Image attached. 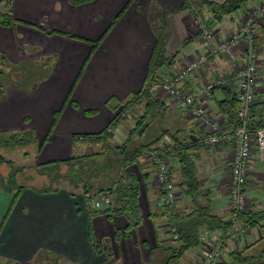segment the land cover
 <instances>
[{
  "label": "crops",
  "instance_id": "obj_1",
  "mask_svg": "<svg viewBox=\"0 0 264 264\" xmlns=\"http://www.w3.org/2000/svg\"><path fill=\"white\" fill-rule=\"evenodd\" d=\"M129 1L92 0L76 5L71 0H11V11L20 21L12 25L0 24V72H10L13 65L17 66L18 73L20 67L30 61L39 66L45 63L44 74L46 68L53 67L36 91L3 83L0 77V128L18 131L25 127L24 119L29 116L37 144H43L38 152L35 148L30 153L36 164L90 153H82V148L102 143L84 138L83 134L100 132L112 121L117 109L106 104L110 97L124 101L142 88L157 38L149 14L152 6L157 4L159 9L169 10L184 3V0ZM260 1L263 0H251L245 7L226 13L217 21H212L213 15L207 7H203L200 16L187 9L169 13L167 51L176 56L171 65L162 68L163 81L198 53L205 52L207 41L201 22L209 23L215 31L213 41L224 39L239 27L249 6ZM6 2L0 0V10H7ZM100 38L99 45L93 48L92 41ZM245 47L244 42L240 43L235 59L225 55L211 56L207 65L182 82L185 91L199 95L204 83L214 76L227 79V83L216 87L213 96L204 102L210 115L221 118L225 137L220 144L207 146L191 142L204 135L205 128L198 118L186 115L176 100L162 90L161 84L155 88V95L163 104L147 113L146 121L150 126L144 132V136H150L144 143L160 138L154 146L170 141L196 154L194 160L202 193L198 200L201 204H209L214 214L226 220L234 155V119L222 109V104L226 91L232 90L235 70L244 63ZM259 67L257 99L252 109L257 115L260 113L257 117L264 118V102L261 103L264 100V52L260 53ZM70 92L69 101L66 96ZM112 103L115 105V101ZM90 110L95 112L88 113ZM149 116H154V120ZM178 152L175 148L164 154L177 186L175 207L189 211L193 204L179 184L181 153ZM140 160L143 162L131 164L129 168L139 181L142 222L131 236L119 240L114 234L116 229L126 228L127 216L114 214L110 218L107 213L90 214L87 198L79 187L73 189L67 185L57 190L40 191L42 185L37 184L11 191L0 186V264H50L39 258L38 255L44 253L55 258L53 264H162L165 253L155 249L168 240L172 243L162 216L164 193L155 165L151 160ZM72 190L76 195L70 193ZM246 192L247 210H263L264 160L259 158L255 148ZM218 232L205 231L201 243L185 251L186 259L182 263L197 264L208 241ZM263 233L256 225L240 238L228 241L217 264H236L233 254L242 249L258 255L264 244ZM109 246L111 256L106 261L105 249ZM255 264H264V258L257 257Z\"/></svg>",
  "mask_w": 264,
  "mask_h": 264
},
{
  "label": "trees",
  "instance_id": "obj_2",
  "mask_svg": "<svg viewBox=\"0 0 264 264\" xmlns=\"http://www.w3.org/2000/svg\"><path fill=\"white\" fill-rule=\"evenodd\" d=\"M71 1L77 5L92 0ZM249 1L251 0H224L223 2H214L211 0H184V3L180 7H174L169 10L159 9L157 4H154L149 14L157 38L148 62V74L142 88L130 96L128 102H144L147 113L151 108L163 104V102L156 97L155 88L163 82L160 73L162 68L171 65L176 56V53L171 56L167 51L169 38L167 15L169 13L177 9H187L192 14L200 16L203 7H207L213 15L212 21H217L220 20L224 14L245 7ZM130 2L131 0L128 3ZM6 3L8 6L7 10H0V24L12 25L19 22L20 20H18L11 11V0H7ZM127 5L128 4H126L120 13L124 11ZM258 26L260 27V32L256 36V43L260 50V46H264V21L262 20L259 22ZM101 38L97 41H92L93 48L99 45ZM26 64L29 66L31 72L41 74L42 79H46L53 69V67L46 68L44 74L42 69L43 67H46L45 63H41L39 66V64L34 65L30 61L29 63H24L17 73V66L11 65L10 72L7 73L4 70L0 72V77L4 81L3 83H12L15 85L16 83H19L18 80L20 79L21 81L19 85L25 87L23 85V78L28 77L29 75L26 74ZM31 85L32 86L26 87L33 90L35 85ZM226 93L222 109H224L232 119H235L240 103L236 94L232 90L228 89ZM113 101H115V105H113ZM263 102L264 100L261 101V103ZM119 103L120 100L113 96L106 101V104L114 110L117 109ZM94 112V110L88 111V113ZM147 113L142 114L145 116L143 121L147 118ZM259 114L260 113L257 115L253 109L251 110L252 120L250 122V127L252 129L260 126L264 121L263 117H257ZM58 115L59 112H56L55 120L58 118ZM118 121L119 115L117 114L108 126H115L118 124ZM107 127L97 133L83 134V137L99 140L104 144L105 141L109 139L108 136L110 134L107 131ZM142 128L143 130L141 131L144 132L145 127ZM202 136L203 135H201L200 138ZM199 139L195 140V142H191L195 145L197 144V141L200 142ZM47 140L48 136L45 138V141ZM129 140L130 138H128L123 145L117 146L118 153L114 154L113 157H106L103 150H97L86 154H80L78 156H72L68 159H55L41 164L34 163L31 168L24 166L16 167L12 160L3 155L4 153L2 150L14 151L17 148H23L26 154H30L28 148L32 146V148H34V150L36 148V151L38 152L43 144L41 146L37 144L36 132L32 128H24L18 131H7L0 128V163L4 162L7 165V167H4L7 171L5 174L6 178L0 186L3 185L2 187H5L6 190L19 191L26 186L36 187L37 184H41L42 188L40 191L57 190L60 186L53 185L52 181L63 178L68 180V187L71 186L73 189L82 185V192L84 194L89 192L97 194L103 190H110L114 196V203L108 206L95 208L93 207L91 198H87L89 212L90 214L107 213L110 218H112L114 214H125L128 218V225L124 230L119 228L116 229L114 235L116 240H119L124 236H131L134 228L142 222L143 217L138 203V196L140 193L139 181L129 166L132 163L138 162L139 155L146 154L153 148L157 149V152L162 149L158 146H154L160 141V138H156L152 142L145 144L144 152L139 148L141 144L135 148H128ZM183 146L184 145L176 146L177 150H179L178 153H181L179 154L181 173V181L179 184L184 193L191 198L193 208L189 211H184L176 209L177 207H175V205H165L163 207L162 215L166 216L174 225L176 229L175 233L178 237L171 245L166 247L160 245L155 249L156 251H162V253H166V251L168 253L163 256L162 264H170L171 259L174 257H181L186 250L199 245L205 231H224L230 226L228 220L212 212L209 204H201L199 202L198 199L202 193L200 191L201 181L197 175V168L194 160V155L196 154L184 150ZM104 159L105 161H103ZM152 164L154 163L152 162ZM63 165L67 167L65 172H61ZM70 193L76 195L74 190ZM238 219L240 223L250 225L251 227L259 225L264 232V209L259 211L242 210L238 213ZM262 235L261 239L264 240V233ZM93 242L94 246L97 247L95 241ZM105 253L107 261L111 256L110 246L105 249ZM257 257H260V259L264 258V244L258 255L247 251V249H242L233 254L236 264H255Z\"/></svg>",
  "mask_w": 264,
  "mask_h": 264
},
{
  "label": "built area",
  "instance_id": "obj_3",
  "mask_svg": "<svg viewBox=\"0 0 264 264\" xmlns=\"http://www.w3.org/2000/svg\"><path fill=\"white\" fill-rule=\"evenodd\" d=\"M246 15L247 18L242 20L239 27L230 36L218 41H213L215 35L211 25L201 22V30L207 41L205 52L198 53L195 58L186 62L176 73L161 83L162 90L176 100L186 115L196 117L202 123L206 132L201 138L199 137L200 139L196 138L207 146L218 145L225 137L221 130V118L210 115L204 102L213 96V90L216 87L226 84L227 79L220 75L214 76L204 83L199 95L185 91L182 82L192 72L207 65L211 56L225 55L235 59L240 43L244 42L246 45L244 63L235 70L234 83L232 84V90L237 96L240 107L233 123L232 148L234 155L230 173L228 204L230 226L224 236L217 240L212 250L202 254L199 264H216L222 253V241L227 237L239 236L245 232L247 226L244 228V225L238 223V213L245 208L248 199L246 183L253 149L255 148L260 159H264V121L254 129L250 127L251 110L257 99L260 80V50L255 41V21L257 18L264 17V2L251 7ZM159 148L162 149L161 152H157V149L153 148L147 154L150 155V160L156 167L159 181L163 185L164 203L173 205L177 201V186L172 175L171 165L164 153L172 152L175 145L166 141ZM86 198H91L95 208L114 203V196L110 190H103L97 194L89 192L86 193Z\"/></svg>",
  "mask_w": 264,
  "mask_h": 264
},
{
  "label": "rangeland",
  "instance_id": "obj_4",
  "mask_svg": "<svg viewBox=\"0 0 264 264\" xmlns=\"http://www.w3.org/2000/svg\"><path fill=\"white\" fill-rule=\"evenodd\" d=\"M262 2H264V0L260 1V2H256V3L252 4V5H250L248 10H250L251 7L257 6L260 3H262ZM245 18H247V15L244 17V19ZM262 20L264 21V17L257 18L256 21H255L256 36L260 32V27L257 26V25ZM233 32L234 31H232L231 33H233ZM213 33L215 35V31L214 30H213ZM230 34H229V36H230ZM255 41H256V37H255ZM263 48H264V46H260V53L264 52V51H262V50H264ZM26 69H27L26 74H29V75H28V77H24L25 79L23 78V85L25 86L24 88L31 90L30 88H27L26 86H32L31 84H34L35 88H33V90H31V91H36V89L39 87L40 83L42 81H44V79H42L41 74H39V73L35 74V72H31V70H29V66L27 64H26ZM259 73H261V71H259ZM20 81L21 80L19 79L18 82L20 83ZM19 83H16V85L20 86ZM9 84H11V83H9ZM66 97H68V100L70 101L71 98H72L71 97V92H70V95H68ZM66 104H64V105H66ZM137 104H139V103L138 102L137 103L128 102V98L126 100H124V101H120V103H119V105L117 107V112L115 114V116L117 114L119 115V121L117 122L118 124L115 125V126H108L107 127V131L110 133L109 136H108L109 139H107L104 144L103 143H94V144L91 143V144H89L87 147L82 148V153H84V152H94V151H97V150H103V152L106 154V157H113L114 154L118 153L117 146L118 145H123L124 142L127 141L128 138H130V140L128 141L129 144L127 143L128 144V148L129 147L130 148H135V147H138L141 144L139 148L142 149L141 151L144 152L145 151V146L144 145L147 144V143H144V142L148 141V139L150 138V136H144V132L150 126V122L147 123L146 119H145V121H143L145 116H143L142 114H146L147 113L146 112V106H145L144 102L142 104L140 103L138 106H136ZM76 106H78V105H76ZM61 108L58 109L57 112L60 113ZM63 108H64V106H63ZM154 110H156V109H154ZM149 118L154 120V116H151V117L149 116ZM24 121H25V127L24 128H32V129H34L30 125V117L29 116H26ZM157 123H159V120H157ZM142 127H145V131L144 132L141 131V130H143ZM24 128H22V129H24ZM22 129H20V130H22ZM172 129H174V128H172ZM173 144L175 145V147L177 146V143H173ZM162 145H163V143H161L160 146H162ZM28 149H29L30 153L34 151V148H32V146L30 148H28ZM2 151L4 153L3 155L6 158L12 160L14 162V166H16V167L24 166V167L31 168V166H33V164L35 163L34 162V155L33 154H26L25 150L23 148H17L14 151H6V150H2ZM147 153H149V151ZM138 158L139 159H138L137 163H139V164H140V161H141L140 158H143L145 161L150 162V155L149 154L139 155ZM262 160H264V159H262ZM103 161H105V159ZM141 162H143V160ZM132 164H134V163H132ZM0 166H1L0 167V185H1L4 182L5 178H6L5 174L7 173V171H6V169L4 167H7V165H6V163L3 162V163H0ZM116 168H118V167H116ZM66 170H67V167L65 165H63L62 168H61V172H65ZM158 181H159V178H158ZM174 181H175V179H174ZM247 182H248V177H247ZM52 183H53V185H57V186L62 187V186H67L68 185V180L62 178V179H59V180L52 181ZM160 185H161V188L163 189V185L161 183H160ZM229 186H230V182H229ZM246 188H247V183H246ZM78 189L82 190V185ZM85 196H86V194H85ZM177 196H178V193H177ZM247 201H248V199L246 200V205H247ZM163 204H164V206L165 205L168 206L164 202H163ZM176 204H177V202H175L173 205H176ZM243 210H247V207L245 206V208ZM162 216H163L164 221H166L165 226L167 225V227H168V232H169V235L171 236V240H172V242H174L177 239V238H175V235H177L175 233L176 229H174L175 228L174 225L171 223V221H169V219H167V217L165 219V216L164 215H162ZM238 223L240 225H244V228L247 226L245 232L248 231L251 228L250 225L242 224V223H240V221ZM227 230L228 229H226L224 231H219L218 234H216L215 237L213 236V238L208 241V244H207L204 252L211 251L212 247L215 245V243H217V240L222 238L224 236V234L227 232ZM245 232H243L239 236L227 237L226 239H224L222 241V245H221L222 253H221V255H220V257H219L217 262H219L221 260V258H222L223 248L226 245V243L228 241H230V240H235V239L240 238ZM177 237H178V235H177ZM171 244L172 243H170V241L168 240V243H162L161 245H162V247H166V246H169ZM161 254H162V252H161ZM165 254H168L167 251H166ZM38 256H39V258L41 260H47L48 263H50V264H53V261L55 260V258L52 257L48 253H44V254L38 255ZM185 259H186L185 255L183 254L181 257H174L173 259H171L170 264H184L182 262H185ZM220 263H222V262H220ZM197 264H199V262Z\"/></svg>",
  "mask_w": 264,
  "mask_h": 264
},
{
  "label": "bare ground",
  "instance_id": "obj_5",
  "mask_svg": "<svg viewBox=\"0 0 264 264\" xmlns=\"http://www.w3.org/2000/svg\"><path fill=\"white\" fill-rule=\"evenodd\" d=\"M176 148V147H175ZM177 149V148H176Z\"/></svg>",
  "mask_w": 264,
  "mask_h": 264
}]
</instances>
